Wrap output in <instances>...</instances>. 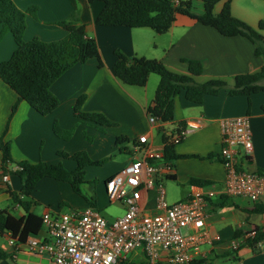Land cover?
Returning a JSON list of instances; mask_svg holds the SVG:
<instances>
[{"label":"crops","instance_id":"0c3cea01","mask_svg":"<svg viewBox=\"0 0 264 264\" xmlns=\"http://www.w3.org/2000/svg\"><path fill=\"white\" fill-rule=\"evenodd\" d=\"M14 2L22 10L37 8L36 17L27 15L25 41L34 38L45 42L63 39L67 31L57 23L70 20L75 9L80 7L78 23L85 24L88 36L97 40L104 62V66L100 67L97 59H90L68 69L51 87L61 103L48 115L40 114L24 100L19 102L17 110L12 114L18 95L0 78V139L10 144L14 161L63 163L72 170L77 164L70 158L79 151H86L92 159L113 154L114 159L103 167L87 168L88 176L107 180L120 172L129 161V158L117 150V137L126 136L133 145L138 136L148 134L153 139V150H159L162 144L155 143L156 133L163 136L168 125L175 128L189 120H200L202 126L187 133L175 148L176 153L182 156L173 161V183L182 192V197L176 201H180L189 194L191 184L217 186L224 181L225 168L220 158V122L224 118L248 115L251 119L254 148L250 153L241 149L238 160L249 170L264 171V91L246 96L230 95L229 89H223L217 95H206L202 103L187 100L182 92L175 100L173 120L162 126H152L147 119V109L152 104L160 81L155 83V78L153 80L150 75L146 86L127 85L116 77L113 70L117 60L116 50H121L130 57L160 59L170 70L178 73H188V65L181 61L183 58L197 59L204 63L203 73L197 78L199 82L221 78L231 88L237 74L253 73L264 66V55H256V45L246 37L224 36L216 28L182 14L177 15L170 30L164 34H158L147 27L100 26L96 24V18L104 3L99 0ZM201 3L202 1L193 2V5H199L198 13L204 11ZM223 5L224 1L219 2L215 13H219ZM231 8L235 17L255 28L264 20V0H232ZM1 31L0 26V34ZM261 33L264 35V29ZM15 49L13 35L6 33L0 41V61L11 58ZM260 83L264 84V79ZM82 97H85L82 112L103 114L117 126L103 127V131H100L98 126L95 128L78 118L74 109ZM56 124L62 130H74L68 140L56 135ZM2 158L0 150V173ZM8 183L15 191H20L22 187L17 175H10ZM66 191H69L66 182L51 177L41 179L31 198L42 208L34 205L31 210L40 216L55 210ZM91 194L95 195L98 208L109 201L106 192ZM1 203L7 206L0 209L11 211L13 208L18 211V214L13 213L16 216L25 215L22 207L13 203L10 195L5 192V187L0 189ZM75 204L78 208H86L90 203L86 198L84 200L77 196ZM257 206L264 208V196L258 203H253L246 197L225 195L212 199L206 229L212 235H220L221 240L213 246H205L207 258L202 263H206L212 254L218 253L234 259L232 264H264V240L259 251H255L247 243L251 233L264 229V212H255L254 208ZM146 207L153 211V200ZM237 232L240 233L239 236L248 239L236 255L226 256L231 252L227 249V244L238 236ZM5 238L6 234L0 236V245L11 257L4 264H50L46 255L41 256L27 249L15 251V246L7 243Z\"/></svg>","mask_w":264,"mask_h":264},{"label":"trees","instance_id":"16d2710c","mask_svg":"<svg viewBox=\"0 0 264 264\" xmlns=\"http://www.w3.org/2000/svg\"><path fill=\"white\" fill-rule=\"evenodd\" d=\"M99 1L104 3L103 9L96 18V24L100 26L147 27L158 34H164L170 30L177 15L182 14L216 28L224 36H244L256 45V55H264V35L261 33L264 29V20L260 21L258 28H255L235 17L232 14V0H200L204 6L202 13L194 10L195 0ZM221 1H224V5L219 13H215L216 5ZM36 11V7L22 10L14 0H0V26L2 27L0 41L9 32L16 43V49L11 58L0 61V78L18 95L12 114L17 110L19 102L23 100L42 115L52 113L61 102L52 92L51 87L68 69L76 64L86 63L90 59H97L99 66H104L97 40L88 36L85 24H79L75 20L57 23L67 31V35L61 40L45 42L40 38H34L25 41L27 15L33 13L35 16ZM115 54L117 60L113 70L116 77L124 84L146 86L151 74L160 76L154 99L147 110L163 122L173 120L175 100L182 92L187 100L202 103L206 95H217L221 89L228 86L227 81L221 78L199 82L197 78L204 70V63L201 60L183 58L181 61L188 65V73H178L170 70L160 59L145 56L130 57L121 50H116ZM263 79L264 66L253 73L237 74L234 77L233 86L229 88V93L250 96L252 93L264 91V84L260 83ZM84 99L85 97L79 99L74 109L78 118L93 119L105 125L113 124L103 114L82 112ZM54 131L64 140H68L72 135L71 131L62 130L57 124L54 126ZM125 142H129L126 136H119L116 139L117 144ZM162 142L166 160L174 161L182 157L175 151L177 144L168 142L165 134L162 136ZM121 149L130 151L127 146H122ZM0 150L3 154L0 189L5 187V192L10 195L13 203L20 205L25 211V215L16 216L8 209H0V236L11 233L14 238H19L20 242H25L30 235H38L43 231L42 216L31 210L36 204L31 196L41 179L51 177L67 181L75 192L82 194L80 186L85 182L86 167L104 162V160H93L85 151H79L71 156L77 162V167L70 170L63 163L16 162L12 158L10 144L3 139H0ZM5 174L17 175L20 178L22 183L20 191H15L9 183L2 182L1 177ZM170 179H173V176ZM195 182L200 183V181ZM88 201L91 206H97L95 196ZM254 211L262 213L264 208L257 206ZM239 234L237 232L238 236ZM263 240L264 229L258 230L255 237L247 240V243L255 251H259L257 243ZM233 254L236 255L237 252H228L226 256ZM10 257V254L0 245V264L6 263Z\"/></svg>","mask_w":264,"mask_h":264},{"label":"built area","instance_id":"2783aa9c","mask_svg":"<svg viewBox=\"0 0 264 264\" xmlns=\"http://www.w3.org/2000/svg\"><path fill=\"white\" fill-rule=\"evenodd\" d=\"M147 119L152 126L166 123L148 110ZM201 126L200 120H189L166 131L165 136L168 142L179 144ZM220 132V158L225 168L220 185L191 184L184 200L169 202L162 180L173 176V161L165 159L163 142L161 149L153 150V139L142 134L132 145L130 162L105 183L109 201L124 207L123 216L109 222L92 206L72 212L50 210L42 215V233L30 235L25 242L5 233L6 242L15 251L46 255L50 264H203L205 246L221 240L206 229L212 199L225 195L258 203L264 196V172L239 166L240 150L250 153L254 148L250 116L222 119ZM1 180L8 183L10 174ZM151 200L153 211L146 207ZM255 235L251 233L249 239ZM246 239L234 237L227 249L239 251ZM261 245L262 241L257 243L259 248Z\"/></svg>","mask_w":264,"mask_h":264},{"label":"rangeland","instance_id":"374dc122","mask_svg":"<svg viewBox=\"0 0 264 264\" xmlns=\"http://www.w3.org/2000/svg\"><path fill=\"white\" fill-rule=\"evenodd\" d=\"M259 1H261V0H259ZM196 2H201V1L195 0L194 3H196ZM193 7H194L195 11H198L200 9L198 4L193 5ZM76 9H75V12L73 13L72 17L70 18V20L78 21V17H79V13H80L81 8L78 7ZM31 15L34 16L33 13H31ZM34 17H36V15ZM1 30H2V27H1ZM151 75L153 76V80L155 78V80H156L155 83L160 81V76L158 74L153 73ZM223 89L227 90V89H229V86H227ZM223 89H221V90H223ZM79 118H81L87 124H90V125L92 124V126H94L95 128H96V126H98L100 128V131H101V129L103 131V127L117 126L115 124L105 125V124H102L101 122H98V121L93 120V119H88V118L86 119V118H82V117H79ZM173 128L171 127V125H168L166 131H171ZM68 131H71V133L74 132V130H68ZM90 139H92V138H90ZM131 143H132V141H130V140H129V142H125L123 144L115 143L116 147H118L117 150L120 153L124 154L126 156V158H129V161H130L131 155H132ZM155 143L156 144L162 143L161 134H158V133L155 134ZM122 146H127L130 149V151H123L121 149ZM63 157H66V156H63ZM114 157H115V155L110 154V155L101 157L100 159H93V160H104V162H102L100 164H95V163L90 164L86 167V169H85V171H86L85 182L80 186L82 194L75 192L74 189L72 188V185L69 182L63 181V180H58V181L66 182V184H68L69 191H66L64 198L61 199L60 202L56 204L55 210H60L63 212H72L74 210L84 209L85 207L84 208H78L79 206H77L75 204V199L77 198V196L81 197L84 200H85V198L88 200L92 197V195H93V194H91L92 192L94 194H96L97 192H101V194L103 192L107 193V191H105L106 190L105 180L100 178V177H97V176H88L87 168L91 167V166L101 168L105 164H107L108 162L112 161L114 159ZM70 159H72V158H70ZM72 160L75 161L74 159H72ZM129 161L127 162V164L129 163ZM76 164H77V162H76ZM239 166L246 171H252V170L245 168L241 162H239ZM257 172H259V171H257ZM55 180H57V179H55ZM162 182H163V185L166 189L169 202L173 203L182 197L181 196L182 192L180 189L178 190L179 187H176V185L173 183V179L165 178L162 180ZM93 196H95V195H93ZM106 197H108V196H106ZM35 202H36L35 207L38 206V208H42V206H40V204L37 201H35ZM5 206H7V204H5V203L0 204V207H5ZM88 206H91V205L89 204L86 207H88ZM100 207L101 208H98V206H96L94 208L97 209L109 222L114 221L117 217L123 216L125 213L124 207L119 203H112V202L108 201V203L106 205L100 206ZM11 211H12V213L18 214V211H16L13 208L11 209ZM0 244H1V240H0ZM128 257L130 259V257H132V254H129ZM232 263H234V259H232L231 257L222 256L221 254L217 253V254H212L209 257V259L207 260V262L203 263V264H232Z\"/></svg>","mask_w":264,"mask_h":264}]
</instances>
